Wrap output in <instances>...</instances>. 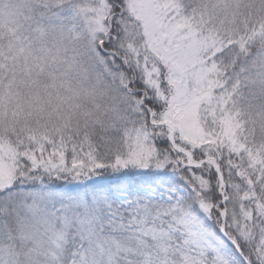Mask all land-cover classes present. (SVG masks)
<instances>
[{
	"label": "snow or ice",
	"instance_id": "obj_1",
	"mask_svg": "<svg viewBox=\"0 0 264 264\" xmlns=\"http://www.w3.org/2000/svg\"><path fill=\"white\" fill-rule=\"evenodd\" d=\"M0 264H264V0H0Z\"/></svg>",
	"mask_w": 264,
	"mask_h": 264
}]
</instances>
